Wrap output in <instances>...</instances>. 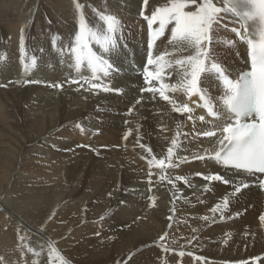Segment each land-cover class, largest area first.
<instances>
[{"label":"bare ground","instance_id":"obj_1","mask_svg":"<svg viewBox=\"0 0 264 264\" xmlns=\"http://www.w3.org/2000/svg\"><path fill=\"white\" fill-rule=\"evenodd\" d=\"M124 1V12L139 13L142 0ZM61 2L67 0L26 1L14 10L15 19L4 22L3 18L8 17L4 12L11 15V10L5 7L19 1L0 0V38L7 40L17 34L23 25L30 23L31 16L35 20L44 13L55 19L51 15L55 12L65 18L66 9L58 7ZM148 2L151 8L163 5L166 0ZM113 4L114 1L108 5ZM26 28L39 30L40 25L34 23ZM63 74L57 72L42 79L53 84ZM167 79L168 83H175V76ZM43 92L41 88L28 86L0 94V264H32L33 260L45 264L43 253L47 252L48 241L54 242L68 264H248V260L264 254V225L257 216L247 212L238 220L224 213L229 220L221 221V214L211 211L229 192L216 182H209V190L202 192L206 184L195 174L206 176L220 171L213 162L200 161L170 171L172 176L186 174L192 188L178 187V197L187 199L186 204L173 205L157 182L159 169L153 167L149 183L145 159L149 157L140 145L156 150L151 140L119 144L108 138L109 134L112 137L124 134L112 117L101 125L92 122L93 127L101 128L107 136L98 139L83 133L81 147L59 132L62 127L73 130V125L89 120L87 114L96 113V105L113 107L117 103L112 97L94 95L85 87L59 98L54 91L47 97ZM66 92L69 91H63ZM168 94L177 104L184 96ZM39 107L46 110L45 117L31 113ZM171 121V116L163 119L165 136L171 133ZM187 138L194 144L182 145L180 149L194 156L190 151L197 149L198 140ZM48 145L63 150L57 154ZM104 146L109 149H103ZM102 155V159H97ZM138 179L144 183L140 184ZM127 187H139L148 197L145 205L136 207V199L129 197L121 204L123 198L116 190ZM167 190L173 199L174 193ZM247 194L246 191L238 194L227 210L247 208L246 203L241 204ZM150 197L155 198L154 202ZM204 216L209 219L202 220ZM165 233L166 239L158 243ZM18 235L25 240H19ZM24 243L40 252V256L27 252L22 247ZM162 243L168 246L164 248Z\"/></svg>","mask_w":264,"mask_h":264},{"label":"snow or ice","instance_id":"obj_2","mask_svg":"<svg viewBox=\"0 0 264 264\" xmlns=\"http://www.w3.org/2000/svg\"><path fill=\"white\" fill-rule=\"evenodd\" d=\"M144 4L147 7L148 0H144ZM75 8L77 27L70 45L59 48V37H52L53 48L61 55L68 53L69 66L78 77L67 82L80 84L81 88L88 84L89 91L120 93L119 88L110 87L104 80L119 71L112 58L120 54L124 41L121 21L114 15L97 12L102 26H90L81 10L82 5L75 2ZM140 15L147 21L148 27V58L143 72L145 83L149 85L146 89H141V92L148 91L154 96L158 94L172 106L173 111L187 113L188 119L193 122L199 119L210 125V130L197 132L196 136L210 138L213 144L210 148H205L202 155H194L193 159L212 160L225 169L236 170V175L232 178L215 172L206 176L203 173L195 174L210 183L222 182L232 185L233 191L225 195L211 210L213 213L219 212L221 218H224V212L231 200L250 186L251 177L260 174L258 185L264 189V0H166L163 5L157 6L150 16L145 15L143 9ZM225 17H231L232 22L238 25L230 31L235 33L241 43L247 45V67L235 74L212 50L214 43H222L232 48L236 46V41L213 36L215 26ZM165 36L171 50L165 48L156 54L157 42ZM20 56L25 74L36 67L38 58L26 53L23 29ZM0 59L4 57L0 56ZM85 71L88 75L84 74ZM173 76L175 83L165 82L166 78ZM205 78L218 82L221 90L219 96L213 97L206 88L201 87ZM81 81L84 83H80ZM153 81L159 86H152ZM24 82L40 83L29 80ZM48 86L62 88L59 82ZM168 93H181L188 98L198 97V100H193L192 103L203 108L211 119L206 121L204 115L194 118V109L189 103L177 104ZM129 111L131 112V109ZM76 127L81 126L77 124ZM177 127L179 128V125ZM179 135L180 132L177 131L176 136ZM177 147V139L174 136L171 146L167 149L166 159H157L154 155L150 159L145 157L150 184L152 169L155 167L161 173L158 176L159 181L167 180L175 187V182L163 173L168 168H176L179 163L187 162L188 157L175 155ZM147 151L151 154V149ZM175 179L188 183L185 176H177ZM149 199L153 202L155 200L154 197ZM201 219L207 221L209 217ZM259 219L264 224V214ZM166 236L167 233L160 237L161 242ZM18 239L24 241L25 237L18 235ZM22 247L36 257L41 254L27 243ZM47 252L50 264H68L54 242H47ZM21 254L23 255V252ZM179 254L184 255L183 252ZM32 264H38L37 260H33Z\"/></svg>","mask_w":264,"mask_h":264},{"label":"rangeland","instance_id":"obj_3","mask_svg":"<svg viewBox=\"0 0 264 264\" xmlns=\"http://www.w3.org/2000/svg\"><path fill=\"white\" fill-rule=\"evenodd\" d=\"M148 7H150L151 5L148 3V5H147ZM38 29V28H37ZM43 94V96L44 97H47L48 96V94H50L49 92H43L42 93ZM9 103H11V102H9ZM24 108H26V104L24 105ZM45 109H47V108H45ZM42 110V108H37V109H35L33 112H31V113H35V114H37L38 116H43V117H45L47 114H46V110H44V111H41ZM67 110H70V108H68ZM73 131V130H72ZM64 133V135L63 134H61L63 137H65L66 136V138L69 140V142L70 143H72V144H74V142H75V145H77V144H81V145H84V137H83V135H80V136H82L81 138H80V136H76V134H75V132L73 131V133H72V135H70L69 136V134L67 133V132H63ZM66 133V134H65ZM72 136H74L73 138H72ZM73 139V140H72ZM76 141H78V143H76ZM82 142V143H81ZM50 147V149L52 150V151H56V149L54 150V148H52L53 146H49ZM84 149V148H83ZM56 153L58 154V152L56 151ZM139 180V179H138ZM140 182V181H139ZM120 191L121 190H123V189H120V188H118ZM48 189H46V191H47ZM149 192H151V190L150 189H148V193L147 194H150ZM52 212H53V210H52ZM37 230V229H36ZM41 231H42V228L40 229ZM105 231H107V229L105 230ZM108 232V231H107ZM75 264V263H74ZM87 264V263H86Z\"/></svg>","mask_w":264,"mask_h":264}]
</instances>
